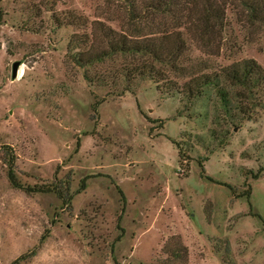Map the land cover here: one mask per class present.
I'll use <instances>...</instances> for the list:
<instances>
[{
	"label": "rangeland",
	"instance_id": "1",
	"mask_svg": "<svg viewBox=\"0 0 264 264\" xmlns=\"http://www.w3.org/2000/svg\"><path fill=\"white\" fill-rule=\"evenodd\" d=\"M215 2L221 22L201 41L184 17L154 18L181 31L171 63L115 53L80 68L69 41L85 49L95 22L125 30L120 1L0 0V264H264V83L242 97L220 78L244 110L232 120L213 86L164 92L242 59L264 69V22ZM139 62L162 79L119 77L130 91L114 94L82 76ZM11 153L19 182L45 191L8 183Z\"/></svg>",
	"mask_w": 264,
	"mask_h": 264
},
{
	"label": "trees",
	"instance_id": "2",
	"mask_svg": "<svg viewBox=\"0 0 264 264\" xmlns=\"http://www.w3.org/2000/svg\"><path fill=\"white\" fill-rule=\"evenodd\" d=\"M117 1H120L125 9V30L116 32L110 27H104L100 22H95V25L91 29L92 41L90 40L91 42H89L85 49L74 50L72 44L78 42L69 41L66 55L73 64L84 68L95 62L102 61L104 58L115 53L147 54L155 61H167V63H171L184 48L181 31H167L166 27H164L166 25L165 21L155 23V17H160L164 20V15H170L174 17H171V19L177 21V23H180L182 17H184L182 23H187L186 27L189 26L185 30L191 28L193 34H197L196 37L199 41L203 40L207 33L212 31L214 25L220 23L222 19V9L215 0H183L184 3L188 4L184 6L188 10L185 14L179 13L183 10L179 8L180 0ZM224 1L229 4L235 3L239 5L247 22H264V0ZM153 29H155V32H152ZM128 31L132 34L129 35ZM96 35H99L102 39L104 43L103 47L93 46V40L96 39ZM80 43L86 44V38L82 39ZM108 73V75L98 72L90 74L84 69L82 76L89 85L109 86L111 93L114 94L130 91L129 87H118L119 77L124 78L126 81L134 77L148 78L157 83V80L162 76L160 71L155 69L151 63L145 62L121 65L118 68L111 69ZM220 78L243 89L241 92H234V96L245 97V95L247 96L246 93H252L253 89L264 83V69L253 59H242L220 68L219 73L197 74L184 82L180 87H177L173 83L171 86L165 87L166 90L164 92L166 94L179 95L182 93L183 96L185 95L186 100L190 101L192 98L200 95L205 86H213L223 114L232 120L236 118V115L232 112L233 110H238L239 113H243L244 110L242 107L235 106L232 103L227 90L219 84ZM96 104L98 103H94L93 110ZM177 153L179 154V151ZM13 164L14 156L11 153L6 161L5 174L8 183L12 187L25 192H40L47 189V187L27 186L20 183L14 174ZM197 165L200 175H202L203 168L201 162L197 161ZM83 179L79 183L80 188L83 187ZM57 194L59 195L60 192L57 191Z\"/></svg>",
	"mask_w": 264,
	"mask_h": 264
},
{
	"label": "water",
	"instance_id": "3",
	"mask_svg": "<svg viewBox=\"0 0 264 264\" xmlns=\"http://www.w3.org/2000/svg\"><path fill=\"white\" fill-rule=\"evenodd\" d=\"M19 64H20L19 61L12 62V64H11V72H10L11 79H14L16 77Z\"/></svg>",
	"mask_w": 264,
	"mask_h": 264
},
{
	"label": "bare ground",
	"instance_id": "4",
	"mask_svg": "<svg viewBox=\"0 0 264 264\" xmlns=\"http://www.w3.org/2000/svg\"><path fill=\"white\" fill-rule=\"evenodd\" d=\"M18 69H19V67H18ZM21 68H20V70H19V72H18V70H17V74L20 76V74H21ZM16 77H17V75H16Z\"/></svg>",
	"mask_w": 264,
	"mask_h": 264
}]
</instances>
